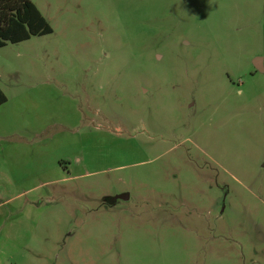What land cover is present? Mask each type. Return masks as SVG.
Returning a JSON list of instances; mask_svg holds the SVG:
<instances>
[{
  "label": "rangeland",
  "instance_id": "1",
  "mask_svg": "<svg viewBox=\"0 0 264 264\" xmlns=\"http://www.w3.org/2000/svg\"><path fill=\"white\" fill-rule=\"evenodd\" d=\"M31 1L54 32L0 49V264H264V0Z\"/></svg>",
  "mask_w": 264,
  "mask_h": 264
},
{
  "label": "trees",
  "instance_id": "2",
  "mask_svg": "<svg viewBox=\"0 0 264 264\" xmlns=\"http://www.w3.org/2000/svg\"><path fill=\"white\" fill-rule=\"evenodd\" d=\"M53 28L31 0H0V49L52 34ZM8 97L0 88V107Z\"/></svg>",
  "mask_w": 264,
  "mask_h": 264
},
{
  "label": "water",
  "instance_id": "3",
  "mask_svg": "<svg viewBox=\"0 0 264 264\" xmlns=\"http://www.w3.org/2000/svg\"><path fill=\"white\" fill-rule=\"evenodd\" d=\"M121 198H122V199H127L128 197L122 196Z\"/></svg>",
  "mask_w": 264,
  "mask_h": 264
},
{
  "label": "flooded vegetation",
  "instance_id": "4",
  "mask_svg": "<svg viewBox=\"0 0 264 264\" xmlns=\"http://www.w3.org/2000/svg\"><path fill=\"white\" fill-rule=\"evenodd\" d=\"M259 70V69H258Z\"/></svg>",
  "mask_w": 264,
  "mask_h": 264
}]
</instances>
